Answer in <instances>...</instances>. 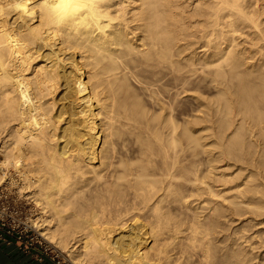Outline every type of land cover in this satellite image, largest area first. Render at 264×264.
Wrapping results in <instances>:
<instances>
[{"label": "bare ground", "instance_id": "obj_1", "mask_svg": "<svg viewBox=\"0 0 264 264\" xmlns=\"http://www.w3.org/2000/svg\"><path fill=\"white\" fill-rule=\"evenodd\" d=\"M17 2H27L34 15L17 10ZM40 3L0 0V8L12 6L0 15V152L5 158L0 166L2 172L14 168L39 207V234L68 252L74 264L257 262L244 248L246 254L238 251L226 226L247 212L258 219L264 215V174L255 169L262 165L257 156L264 153V8L259 7L264 3L104 0L112 16L110 28L78 33L70 26L51 25ZM165 76L172 77L171 88L163 85ZM132 77L137 85L144 84L143 91L151 90L149 99L155 100L159 113L144 109L142 98L128 97ZM205 82L218 87L217 98L206 103L202 99L205 116L180 122L177 99ZM112 84L117 87L111 90ZM120 89H128L124 98L133 100L121 102ZM146 95L150 97L149 91ZM121 120L122 129L128 126L130 132L125 133L135 136V160L130 155L117 159L113 138ZM211 123L217 139L215 146H205L208 135L195 134L193 127L203 124L207 131ZM212 145L216 152L208 149ZM205 147L213 155L207 154L208 168L202 172L204 160L194 158H202L199 152ZM229 160L247 164H240L245 171L251 168L252 180L246 178L243 189L234 185L239 191L226 190L228 195L238 192L240 201L231 196L230 202V195L224 200L225 192L215 187L235 165L229 163L228 171L227 165L221 168L226 171L218 172L221 176L217 163ZM238 175L236 182L244 173ZM230 180L228 186L220 181L229 188ZM192 197L211 205L199 204L203 210L194 214L190 207L188 214L194 218L181 217L176 211L187 209ZM225 217L231 223L224 226ZM262 240L258 246L264 250Z\"/></svg>", "mask_w": 264, "mask_h": 264}, {"label": "rangeland", "instance_id": "obj_2", "mask_svg": "<svg viewBox=\"0 0 264 264\" xmlns=\"http://www.w3.org/2000/svg\"><path fill=\"white\" fill-rule=\"evenodd\" d=\"M262 2L260 3V1L258 0V4L260 5V4H263L264 3V1L263 0H261ZM264 5V4H263ZM263 5H260L259 7H263L264 8V6ZM263 8L261 9V10H263ZM195 23V22H194ZM193 25V24H192ZM197 50H199V52H200V50H201V48H199L198 47V49ZM201 53H203V52H201ZM77 58H81V57H79L78 55H77ZM84 73V72H83ZM166 77V76H165ZM163 78L161 81H162V83L164 82V80L166 81V82H164V86H165V84L166 83H168L167 85H169L170 87L169 88H171L172 86H173V79H172V77L171 76H167L166 78ZM104 78H105V76H104ZM133 78V79H132ZM132 78H130L129 80H131L132 82L131 83H129V85L131 84L133 87H131V85H130V88H133L132 90H129V92L127 91V90H123V89H120V90H122L121 91V94L119 93V91H118V93L120 94V95H122L124 92L126 93V91L129 93V95L128 94H126V95H128V97L129 98H131V97H133V99L134 98H136V97H138L137 98V100H140L141 101V98H142V105L144 104L145 106H144V109H145V107L147 108L146 110L147 111H149V113H159L160 111V109L159 108H157L156 110H155V108L156 107H154V106H156V102H154V101H152L151 99H152V97H151V95L153 94L152 92H151V90L150 89H148V87H146L144 90L146 91V90H148L149 91V94H150V97H149V95H146L147 93H148V91H146V93H144L145 91H143L142 89L144 88V84L143 85H137V84H139V83H137V82H135V80H134V78L135 77H132ZM170 79H172V80H170ZM134 81V82H133ZM168 81V82H167ZM172 83H171V82ZM170 82V83H169ZM127 83H128V81H127ZM133 83V84H132ZM135 83H136V85L137 86H139L138 87V89L136 88L137 86L135 85ZM206 83L207 82H205V84H204V87L203 88H201V89H198V90H195V89H192L193 91H191V89H190V91H188V92H186V93H183V94H181L180 96H179V98L177 99V101L178 102H176L177 104V106L175 105V108L177 109H175V113H176V111L178 112V110H179V112L178 113H176V114H179V117H178V120L180 121L182 118H185V119H183V121L184 120H193L194 119V117L196 118V115H198V116H202L204 113H202V111H200V110H203L204 111V109H206L207 108V106L205 105V107H203L204 106V103H206L207 101H210V100H214L215 98H217V93H218V87L216 86H214V84H212L211 82H208V84L206 85ZM210 83L212 84V85H210ZM171 84H172V86H171ZM108 86H110V85H108ZM115 86V84L113 85L112 84V86H110V89H111V87H112V89H113V87ZM140 86H142L141 88H140ZM214 86V87H213ZM115 87H117V86H115ZM114 87V88H115ZM109 88L108 89H106V90H108L109 92H107V93H110V91L112 90H110ZM137 89V90H136ZM174 90H176V88H173ZM172 89V90H173ZM203 89V90H202ZM142 90V92H140ZM200 90V91H199ZM124 91V92H123ZM133 92V95L132 94H130L131 92ZM152 94H151V93ZM125 93H124V95H123V98H122V96L120 97L119 95H117V96H119L121 99H122V101L121 102H123L124 100H125V102H126V100L128 101V102H131L132 100L131 99H129L128 97L127 98H124V96H125ZM172 93H174V91H172ZM191 93V94H190ZM134 95H136V96H134ZM146 95V96H145ZM148 96V97H147ZM177 96V97H178ZM118 97V103L120 102V98ZM196 97V98H195ZM149 98H151V99H149ZM200 98V99H199ZM153 99H154V97H153ZM205 100V102L203 103V100ZM131 100V101H130ZM201 100V101H200ZM199 101V102H198ZM121 102H120V104H121ZM152 102H154V104L152 103ZM201 102H202V104H201ZM198 103V104H197ZM142 105H141V107H142ZM153 105V106H152ZM158 106V105H157ZM177 107H179V108H177ZM151 108H153V111H151L152 109ZM202 108V109H201ZM148 109H150V110H148ZM155 110V111H154ZM207 110V109H206ZM159 111V112H158ZM205 112V111H204ZM175 114V115H176ZM178 116V115H177ZM200 116V117H201ZM203 116H205V115H203ZM180 118V119H179ZM239 118V117H238ZM123 119H125V118H123ZM125 120H121V121H118L115 125H116V127H120V129H119V127L117 128V131L119 130V134H115L114 135V138L113 137H111V138H113L112 140L113 141H117L116 142V144L117 145H115V147H118V148H116V149H118V150H116V152L118 153V157H117V159L120 157V156H122V157H124V158H127V157H130V156H132V158L134 157V155L136 154V150H137V148H135V146L133 145V144H135L136 142H135V136H134V134H133V136H134V138H132L133 136H131L130 134H128V133H130V132H128L129 130H128V126H126L125 128L126 129H122V127L124 128V125L122 124V127H121V122H124ZM120 122V123H119ZM180 122H182V120L180 121ZM204 124V123H203ZM203 124L200 126V124H199V126L197 127V126H194L193 127V129H195L196 131L195 132H197V130H198V132L197 133H195V134H199V135H203L204 137H206L207 135H208V137L207 138H204L203 140V142H205L204 144H205V146H207V145H209V144H213L214 146H215V144L213 143V141H216V139L217 138H215V137H217L216 135V133H217V131H215V128H213L214 127V125L212 126V127H209V128H207L208 130H209V132H208V130L207 131H203L204 129L203 128H201L202 126H203ZM206 124V123H205ZM208 125H210L209 123H207ZM197 125V124H196ZM197 129H196V128ZM204 127H205V125H204ZM214 129V133L216 134H212L211 135V133L213 132V131H211V129ZM122 129V130H121ZM200 129V130H199ZM206 130V129H205ZM121 131V132H120ZM125 131L126 132H128V133H125ZM201 131V132H200ZM231 131V130H230ZM201 133V134H200ZM211 135V136H210ZM113 136V135H112ZM130 136H131V139L129 140V138H130ZM118 137V138H117ZM119 139V140H118ZM124 139V140H123ZM127 139V140H126ZM132 139H134V141L132 140ZM122 141H126V146L127 147H129V149L128 148H125V149H127V151L124 149V148H121V145H123L122 147H124L125 145L124 144H122L123 142ZM128 141V142H127ZM132 141V142H131ZM133 142H135V143H133ZM119 144V145H118ZM212 145V146H213ZM125 146V147H126ZM210 146V145H209ZM208 146V147H209ZM211 146V147H212ZM214 146H213V148H208L209 150L211 149H214ZM137 147V146H136ZM206 148V147H205ZM206 148V151L208 152H206V151H201L202 153H200L199 152V155L200 156H202V158L201 157H199L198 156V154H197V156L200 158V159H198V158H194V156H196V155H194V156H190L191 158L190 159H197L198 161L200 160L201 162L203 161V163H207L208 162V160L206 161V158L207 159H209L212 155H213V153L210 155V153L211 152H209L208 151V149ZM122 149V150H121ZM126 152H125V151ZM128 150H130V151H128ZM210 150V151H211ZM216 148L213 150L214 152H216ZM212 151V152H213ZM124 152H125V154H124ZM117 153H116V155H117ZM128 153V154H127ZM191 153V152H190ZM204 153V154H203ZM124 154V155H123ZM134 154V155H133ZM210 155V157L208 156V155ZM120 155V156H119ZM130 155V156H129ZM196 156V157H197ZM205 156V157H204ZM262 157H260V156H257V157H259V159H262V161H263V163H264V153L261 155ZM256 157V158H257ZM5 158H4V154L2 153V152H0V160H4ZM203 159V160H202ZM258 159V160H259ZM133 160H135V158H133ZM230 161V160H229ZM223 161V162H227V163H225V164H223L222 162H220L221 164H219V163H217L218 164V166L220 167V171H217V174L218 175H224L223 173H225V172H221V170L223 169V167L224 166H226L227 165V168H226V170L228 171V166H229V163H232V164H235L234 163V161ZM259 161H261V160H259ZM261 161V162H262ZM260 162V165H261V167L260 168H258L257 169V167L255 168L256 170H259V173H263L264 174V164L263 163H261ZM201 164L200 165V167L201 166H203V167H201V168H203V169H201V170H203L202 172H204V171H207V168L208 167H205L204 168V166H208V163H207V165L205 164ZM239 163V164H238ZM222 164H223V166H222ZM232 164H230V166H232ZM240 164H242L245 168H246V166H247V164H245V163H240V162H236V164L233 166V167H231L229 170L231 171H228L227 173H225V175L223 176V178L222 179H220V180H223L224 181V177L227 175V180H230L232 177H230L229 176V174L232 176L233 175V177H234V179L233 180H235V182L237 181V175L238 174H240V170L242 169V171H241V174H243L244 173V175H246L245 177H244V175L242 176V180L241 181H239V179H238V182H234V181H232V179L230 180V184H229V182H228V184H229V188L227 187L228 185H227V180H225L224 182H226V183H224L223 184V182L222 181H220L219 180V178H217L219 181H217L219 184L218 185H215V187H216V189H219V191H220V193H223V192H227V191H229L230 192V189H232L231 187H233V189L232 190H238V189H240V188H244L246 185H243V184H246L249 180H252V177H250L248 174H250V170H251V168H248L249 169V172H247L248 171V169H247V171H245V169H243V166H241ZM222 166V167H221ZM240 166H241V169H240ZM222 168V169H221ZM233 168V169H232ZM205 169V170H204ZM219 169V168H218ZM217 169V170H218ZM238 169H240V170H238ZM254 169V170H255ZM4 169L0 166V190L1 191H4V193H6V195H8L9 196V198H10V200H11V202H13L14 204H17L27 215H28V220L30 221V223L32 224V225H34L35 227H36V229H37V231L39 232V227L37 226V222L36 221H38L40 218V216H39V214H40V210H39V207L35 204V202H34V200H33V198L31 197V195H30V193L28 192V189H24L23 188V180L20 178V176H19V174H16L15 173V170H14V168H10L9 170H6L7 171V173H5L6 171H4V172H2ZM223 170H225V169H223ZM245 172H244V171ZM255 170V171H256ZM218 172H220L221 174H219ZM206 173V172H205ZM241 174L240 175H238V176H241ZM263 174H260V175H258V178L259 177H261V178H259V180L261 179L262 180V175ZM218 175H217V177H218ZM221 175V176H222ZM225 178V179H226ZM230 178V179H229ZM238 178H240V177H238ZM243 178H245V180L243 179ZM248 179V181H247V179ZM263 178H264V175H263ZM254 179V178H253ZM244 180V181H243ZM264 180V179H263ZM231 181L234 183L233 185L231 184ZM213 182V181H212ZM222 182V183H221ZM242 182V183H241ZM244 182H246V183H244ZM259 182V181H258ZM213 183H215V182H213ZM221 183V184H220ZM215 184H217V183H215ZM222 184L223 185H227V186H222ZM221 185V186H220ZM232 185V186H231ZM236 187H238V189H234V188H236ZM241 185V186H240ZM219 187V188H218ZM223 187H226V188H223ZM228 188V189H227ZM222 189H223V191H222ZM225 189V190H224ZM227 190V191H226ZM232 190H231V194H229L230 195V197H228L229 195L226 193H223L225 196H224V200H225V197L230 201V199L229 198H231V196L232 197H237V198H239L238 199V201H240L242 198L240 197V195L238 194V192H236L235 191V193H234V191H233V193L234 194H232ZM239 191V190H238ZM239 195V196H236V195ZM233 195H235V196H233ZM194 196H195V198L198 196V195H195V193H194ZM206 196V195H205ZM219 197H223V195H218ZM217 196V198H219ZM30 197H31V199H30ZM207 197V196H206ZM208 198V197H207ZM212 198H214V197H212ZM194 198L192 197V199L190 200L191 202V206L189 205V207L186 209V207L185 208H183V212H179L178 210L176 211L177 213H183L184 215H183V217H187L188 219H191V218H194V216L193 217H191L192 216V214H194L193 212L195 211L196 213L198 212V211H200V210H203L202 208H199V204L201 205V203L203 204V205H205L206 207H209L210 205H211V203H208V205L209 206H207V202H202L200 199V201H199V203H197L196 201H197V199H194ZM209 199V198H208ZM215 199L216 198H214L213 200L215 201ZM226 199V200H227ZM192 200H193V202H192ZM218 199H216V202H220L221 204H222V202L224 203V204H227V202H228V200H227V202L225 201L224 202V200H222V198L220 199L221 201H217ZM232 200H233V198H232ZM235 200V199H234ZM237 200V199H236ZM235 200V201H236ZM194 201H195V203H197L198 204V207H197V205L196 204H194ZM231 202V201H230ZM192 204H193V206H192ZM213 204V203H212ZM228 204L230 205V203L228 202ZM194 205H196V206H194ZM202 205V206H203ZM191 207V208H190ZM195 207V208H194ZM189 208H190V210H189ZM198 208V209H197ZM186 209V210H185ZM200 209V210H199ZM187 210H189L190 212H191V210H192V214L191 215H189L188 213H190V212H188ZM209 210V208L207 209V211ZM184 211H185V213H184ZM187 211V212H186ZM205 211V210H204ZM179 214V215H180ZM247 215L249 214H251L250 216L248 215V217H246L244 214H243V217L245 216V218L244 219H242L243 217H241L240 215H238V218H239V216H240V219H242V220H240V219H238L236 216V218L234 217V221H237V222H234V224H232L231 222H229V218L230 217H225V218H227L226 220H224L225 218H223V221L224 222H226V223H223V225L225 226V224H228V223H231V224H228V225H230V226H232V227H230V226H226V227H228V229H227V234H228V236H230V234H233V236H235V237H237L238 236V239H243V234L245 235V238L243 239V240H241V241H243V243L239 240L238 241V239H235V237H233L234 238V240L236 241H233V242H235L234 243V246H235V244H236V246H237V248L239 247V252L241 251V253H242V251H246V253L248 252L249 253V255H250V253H252L249 257L252 259V262L254 263L255 261H257V262H255V263H258V260L260 259V257L262 258L264 255H263V253H264V250H261V248L258 246V242L260 243V241H261V239H263L262 241H264V215H263V217H259V219H258V215H256L255 213V216H254V214L252 213V212H247L246 213ZM188 215H189V217H188ZM237 215V214H236ZM255 217V219H254V217ZM260 216H262V215H260ZM181 217H182V214H181ZM198 216H195V218H197ZM256 217H257V219H256ZM39 218V219H38ZM251 219V220H248V221H252L253 223H254V226L253 225H250V222H248L247 221V219ZM253 218V219H252ZM262 218V219H261ZM38 219V220H37ZM229 219V220H228ZM236 219V220H235ZM228 220V221H227ZM245 220V221H244ZM255 220V221H254ZM257 220V221H256ZM260 220V221H259ZM231 221V220H230ZM228 222V223H227ZM233 222V221H232ZM255 222H257V223H255ZM259 222V223H258ZM261 222V223H260ZM236 223V224H235ZM243 223H249V224H244L243 225ZM253 223H251V224H253ZM234 225V226H233ZM244 226V228H243V226ZM246 226H247V228H246ZM248 226H253V227H251V228H249ZM258 226V227H257ZM235 228V229H234ZM242 228V229H241ZM249 228V230H247ZM256 228V229H255ZM229 229H230V231H231V233H230V231H229ZM236 229H237V233L238 234H240V232H241V234L240 235H238L237 234V236H236ZM233 230H235V231H233ZM245 230V231H244ZM229 231V232H228ZM249 231V232H248ZM254 231V232H253ZM260 231V232H259ZM226 232V231H225ZM234 232V233H233ZM247 232V233H246ZM230 233V234H229ZM235 234V235H234ZM257 234H259V236L257 235ZM254 235H256V237L254 236ZM239 236H241V238H239ZM249 237V239H250V241L249 240H246L247 238ZM252 238V239H251ZM255 238H258V239H255ZM261 238V239H260ZM222 240H224V241H222V243L221 244H223V242H224V244L226 243L225 242V238H222ZM246 240V241H245ZM247 241H249V242H247ZM241 242V243H240ZM252 242H253V244L254 245H252ZM257 242V243H256ZM238 243V244H237ZM251 243V244H250ZM256 243V244H255ZM54 244V243H53ZM240 244V245H239ZM242 244V245H241ZM55 246H57L56 244H54ZM249 245V246H248ZM250 245H252L251 247H250ZM260 245V244H259ZM235 246V247H236ZM253 246H255V248L254 249H251V250H253V251H251V250H249L250 248H252ZM256 246L257 247H259V248H256ZM242 247V248H241ZM250 247V248H249ZM61 250H63L64 251V249L63 248H61V247H59ZM243 248H244V250H243ZM245 251L242 253V254H244L245 253ZM251 251V252H250ZM261 251H263V252H261ZM66 254L68 253V252H66V251H64ZM254 252V253H253ZM245 253V254H246ZM257 253H258V255H257ZM253 254H254V256H255V258H254V256H253ZM259 254L261 255V256H259ZM248 255V254H247ZM253 256V257H252ZM256 256H257V258H259L258 260H257V258H256ZM68 257V256H67ZM69 258V257H68ZM255 260V261H254ZM71 261V260H70ZM264 261V260H263ZM73 263V262H72ZM95 263H97V261H94L92 264H95ZM254 263V264H255ZM74 264V263H73Z\"/></svg>", "mask_w": 264, "mask_h": 264}, {"label": "clouds", "instance_id": "obj_3", "mask_svg": "<svg viewBox=\"0 0 264 264\" xmlns=\"http://www.w3.org/2000/svg\"><path fill=\"white\" fill-rule=\"evenodd\" d=\"M0 8V15H5L9 8ZM27 16H33L27 2H17L14 6ZM39 10L51 25L70 26L77 33L95 28L104 32L110 28L112 16L104 7V0H41Z\"/></svg>", "mask_w": 264, "mask_h": 264}, {"label": "built area", "instance_id": "obj_4", "mask_svg": "<svg viewBox=\"0 0 264 264\" xmlns=\"http://www.w3.org/2000/svg\"><path fill=\"white\" fill-rule=\"evenodd\" d=\"M7 237L16 239L21 251L34 254L38 259L49 258L55 264H73L63 250L39 234L28 215L0 190V238L6 240Z\"/></svg>", "mask_w": 264, "mask_h": 264}, {"label": "crops", "instance_id": "obj_5", "mask_svg": "<svg viewBox=\"0 0 264 264\" xmlns=\"http://www.w3.org/2000/svg\"><path fill=\"white\" fill-rule=\"evenodd\" d=\"M0 264H55L49 258L38 259L34 254L19 249V242L11 237L0 238Z\"/></svg>", "mask_w": 264, "mask_h": 264}]
</instances>
